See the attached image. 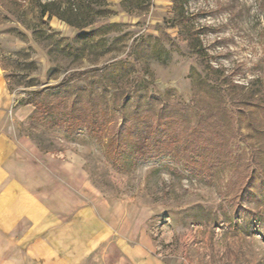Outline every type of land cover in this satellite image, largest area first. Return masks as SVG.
Listing matches in <instances>:
<instances>
[{
  "label": "rangeland",
  "instance_id": "1",
  "mask_svg": "<svg viewBox=\"0 0 264 264\" xmlns=\"http://www.w3.org/2000/svg\"><path fill=\"white\" fill-rule=\"evenodd\" d=\"M124 61L117 85L140 98L131 96L119 121L136 109L150 121L144 110L157 112L162 100L172 143L135 155L127 169L83 131L67 137L32 119V105H15L75 70ZM0 66L13 96L0 128L42 170L28 184L42 186L44 199H53L49 185L69 195L55 196L63 219L54 230L17 219L12 264H31L22 249L35 234L89 244L100 220L110 228L115 217L186 264H264V0H0ZM199 114L212 115L209 124L188 130ZM192 136L200 168L181 155Z\"/></svg>",
  "mask_w": 264,
  "mask_h": 264
},
{
  "label": "crops",
  "instance_id": "2",
  "mask_svg": "<svg viewBox=\"0 0 264 264\" xmlns=\"http://www.w3.org/2000/svg\"><path fill=\"white\" fill-rule=\"evenodd\" d=\"M12 105L13 96L0 66V122L11 112ZM22 144L12 140L0 128V264H12L13 225L17 224V219L30 218L37 229L51 224L52 230L63 219L55 198L63 190L49 185L48 189L54 194L53 199L48 200L43 198V190L38 189L42 186L28 184V179L36 177L42 170ZM62 193L65 198L69 197L66 192ZM73 203L63 204L62 209L69 211ZM62 213L63 216L66 214ZM120 219L113 218L117 223L110 228L108 223L100 220V229L89 244H65L66 240L57 239L52 231L45 236L35 234L33 247L22 249L23 256L30 258L31 264H186L158 251L149 232H140V227L134 223L119 224ZM28 234L26 232L21 241H26ZM88 257L95 260L88 262Z\"/></svg>",
  "mask_w": 264,
  "mask_h": 264
},
{
  "label": "trees",
  "instance_id": "3",
  "mask_svg": "<svg viewBox=\"0 0 264 264\" xmlns=\"http://www.w3.org/2000/svg\"><path fill=\"white\" fill-rule=\"evenodd\" d=\"M45 7L47 4L43 6L41 15L46 12ZM128 65L130 64L124 61L90 71L75 70L53 86L35 89L29 92L26 98L15 99V105H32L34 107L32 119L43 122L48 127L62 130L67 137L74 138L80 131H83L101 147L113 167L127 169L132 166L135 155L151 157L157 153H163L155 152L153 147L159 149L160 145L172 144L166 143L168 129L165 126L169 121L165 115L166 109L165 104L162 105V100L159 101L161 105L157 112L154 109L144 110L147 113L151 112V116L146 114L148 118L151 117L150 121H144L146 117H143L144 115L142 116L137 109L126 116L122 114V121H119V111H124L125 107L130 104L131 96L140 98V96H135L134 91L130 95L125 88L117 85L128 72ZM114 83L117 86L113 90ZM255 95L256 93L246 94L245 99L256 101ZM178 107L175 113L185 112L186 118L187 106L179 105ZM222 113L231 118L232 113L226 108H222ZM211 116L199 114L194 126L187 129L196 132L198 126L209 124L207 121ZM137 119L140 127L133 124ZM154 135L157 139L151 146V139ZM190 139L183 144L182 158L186 164L200 168L198 163L200 156L195 136ZM138 140L141 144H138ZM137 144L139 147L136 148Z\"/></svg>",
  "mask_w": 264,
  "mask_h": 264
}]
</instances>
